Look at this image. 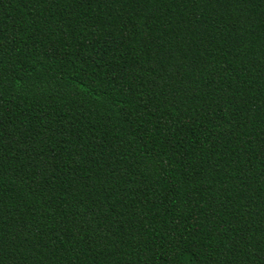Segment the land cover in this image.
<instances>
[{
	"label": "trees",
	"instance_id": "trees-1",
	"mask_svg": "<svg viewBox=\"0 0 264 264\" xmlns=\"http://www.w3.org/2000/svg\"><path fill=\"white\" fill-rule=\"evenodd\" d=\"M0 264H264V0H0Z\"/></svg>",
	"mask_w": 264,
	"mask_h": 264
}]
</instances>
